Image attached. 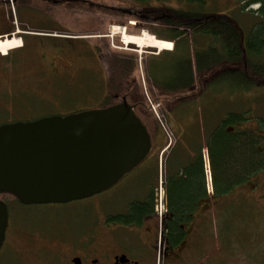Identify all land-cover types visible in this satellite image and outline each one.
I'll return each mask as SVG.
<instances>
[{
  "label": "rangeland",
  "instance_id": "1",
  "mask_svg": "<svg viewBox=\"0 0 264 264\" xmlns=\"http://www.w3.org/2000/svg\"><path fill=\"white\" fill-rule=\"evenodd\" d=\"M65 1L0 0V29L9 24L8 30L13 29L16 34L15 36L9 35L7 38L0 35V40L7 39L5 43H2L3 48L11 39L15 38V42L16 40L21 41L19 34L31 28L56 30L58 34L79 37L77 39L79 40L78 55L76 58H70L79 65L73 66L70 60L63 59L65 67L61 71L66 73L64 80L66 83L60 84L59 87L64 94H58V97L37 85V81L44 79L49 81L54 78L47 71L48 59L45 54L50 53L47 46L42 48L37 44L25 54L16 57L18 59L7 66L0 61V122L3 120L4 122L16 121L19 119L17 116L28 120L42 114L48 113L49 115V113H54L56 105L63 106L64 113L99 108L101 101L103 102V98L107 95L106 84L109 78L107 65L99 57V52L135 55L138 63L135 77L143 90L147 106L144 110H147L151 116L149 119L151 127L160 131L159 137L155 139L152 152L159 154V164L162 162L164 167L165 162L160 158L165 157L164 154L169 152V149L165 151L164 149L174 142V132L167 124L164 112L165 103L150 80L145 63H176L174 54L164 53L167 49H162L164 45L161 39L159 41L155 38V43L152 44L153 31L164 32L167 30L166 27L155 18L147 17L139 20L131 17V10L139 7V4L133 0H82L86 1L83 4L85 9L69 7V3ZM204 1L207 10L227 13L242 25L249 26L256 23V16L253 12L250 14V10L242 7L245 0ZM150 4L173 7L184 5L182 0H152ZM257 6L253 5L254 11ZM120 27L125 28V34L114 33L113 28ZM144 33H146V39L144 46H141L137 42ZM129 37L133 39V42L128 44L125 41L130 40ZM166 40L169 41V39ZM148 43L152 47H147ZM199 46L205 47L206 45L201 43ZM3 48L0 49L1 57L17 47L4 50ZM157 48L163 51L159 52ZM161 53H164L162 58L149 62L150 58L157 57ZM222 77L223 74L217 80L215 78L212 81L214 82L212 87L219 89L218 86L227 85L225 91L207 90L202 98L196 100V104L203 105V101H208L207 106L211 109L210 111L220 112L216 117L211 116L209 128L212 127L213 121L222 120L229 109L228 112H245L247 122L243 128L256 129L259 134L264 135V125L262 126L264 124V86H253L252 89L239 88L235 84L228 85ZM17 86L31 87L33 95L25 96L19 88H16L21 93L18 94L14 90ZM196 91L200 90L195 89ZM194 94V92L191 93L195 96ZM180 126H182L181 119L178 118L174 121L173 127L179 128ZM203 155L205 167V160L208 159L206 148L203 149ZM208 171L210 172V169ZM255 183L256 190L253 193H246L252 188L247 184L244 194L227 197L224 201L229 202L228 204L214 208L211 264H264V174ZM161 192L159 187L158 204L162 208ZM106 197H111V195L108 194ZM131 198V193L127 192L122 200L130 201ZM3 199L8 206L11 231L6 246L0 252V264H47V252L53 248L52 242L60 238L58 235L95 233L97 214L94 196L68 204L31 206L21 204L13 196H5ZM105 200L108 207L119 205V202L112 197ZM242 200L246 202L233 204Z\"/></svg>",
  "mask_w": 264,
  "mask_h": 264
},
{
  "label": "trees",
  "instance_id": "2",
  "mask_svg": "<svg viewBox=\"0 0 264 264\" xmlns=\"http://www.w3.org/2000/svg\"><path fill=\"white\" fill-rule=\"evenodd\" d=\"M133 1L139 4V7H134L130 16L139 20L151 17L162 22L167 30L153 31L155 38L174 42L173 50L164 53L174 54L177 60L174 61L175 64L145 63L148 76L165 103L167 124L174 132V142L169 146V152L164 154L165 168L170 175L168 199L171 210L177 218L182 217L191 209L194 201L202 200L208 195L204 148L208 151L213 176V195L216 200H224L234 194H244L226 191L242 179L246 184L252 185L249 189L251 192L248 190L246 193H253L256 190L255 182L264 174V135L243 128L247 122L245 112H228L229 109L222 120L213 121L212 127L209 128L211 116L216 117L220 112L210 111L208 101H203V105L196 104V100L202 98L207 90L213 89L212 81L215 78L217 80L221 74L228 85L235 84L236 87L249 89L253 86H264V21L258 28L245 33L246 44H243L244 33L240 23L226 13L207 10L204 0H182V7L153 6L150 4L152 0ZM245 1L242 7H247L251 2H259L261 9L258 15L261 16L256 17L264 20V0ZM65 2L69 3V7L85 9L83 4L86 1ZM201 43L206 46H199ZM164 53L150 58L149 62L162 58ZM99 57L105 61L109 72L107 95L99 108L118 104L126 97L147 127L154 146L160 131L151 127V116L144 110L147 106L143 90L135 77L138 64L136 56L100 51ZM218 88L213 90L225 91L227 85ZM195 89L200 91L195 92ZM192 92L195 96L191 95ZM78 111L81 110L74 112ZM45 115L48 113L28 120ZM178 118L181 119L182 126L174 128L173 123ZM19 119L27 121L21 117ZM9 122L15 121L3 120L0 124ZM5 196L13 195L0 193V200L4 201Z\"/></svg>",
  "mask_w": 264,
  "mask_h": 264
},
{
  "label": "flooded vegetation",
  "instance_id": "3",
  "mask_svg": "<svg viewBox=\"0 0 264 264\" xmlns=\"http://www.w3.org/2000/svg\"><path fill=\"white\" fill-rule=\"evenodd\" d=\"M253 5H258L255 11L252 8ZM245 9L250 10V14L257 12L253 13L254 16H261L258 15L261 9L259 2H251ZM255 21L256 23L253 25H239L244 33L243 44H246L245 33L261 26L264 20L261 17H256ZM9 27L7 24L1 28L0 35L7 33L16 35L13 29L8 30ZM19 36L21 41L16 40L15 42L14 38L7 44L19 46L21 43L20 46L6 55L0 56V61H3L7 66L16 61L18 59L16 57L25 54L37 44L42 48L47 46L50 50V53L45 54L48 59L47 71L54 78L49 81L47 79L37 81V85L43 90L51 91L55 96L63 95L64 92H61L59 87L60 84H63L66 74L65 71H61L65 67L63 59L70 60L73 66L79 65L78 62L70 59L76 58L78 55L79 40L77 39L79 37L58 34L56 30L39 28H31ZM2 48L0 43V49ZM262 55L264 56V50ZM77 79L79 80V77ZM14 88L18 94L33 95L31 87L27 86L25 89L17 86ZM16 88H19L21 93ZM26 108L29 110L28 106ZM64 109L63 106L56 105L54 114L64 113ZM17 118L19 117L17 116ZM255 131L257 130L255 129ZM153 147L152 145L147 157L118 183L94 195L97 214L95 233L58 235L60 238H56L52 242L54 246L47 252V264H211L214 237L213 210L216 206L229 202L215 199L211 170V187L206 183L208 195L202 200L194 201L187 214L177 218L169 206L170 175L166 171L165 164L164 167L162 162L159 164V154L152 152ZM160 160L165 162V157L161 156ZM124 182L125 184H122ZM246 186V182L242 179L226 191L244 193ZM159 187L162 191V208L158 204L157 191ZM127 192L131 193L132 198L130 201H123L122 197ZM108 194L112 199H116V202H119L118 206H107L105 199L111 198L106 197ZM242 202L246 201L242 200L233 204ZM10 231L9 223L2 248L8 242Z\"/></svg>",
  "mask_w": 264,
  "mask_h": 264
},
{
  "label": "water",
  "instance_id": "4",
  "mask_svg": "<svg viewBox=\"0 0 264 264\" xmlns=\"http://www.w3.org/2000/svg\"><path fill=\"white\" fill-rule=\"evenodd\" d=\"M126 97L106 108L0 124V193L28 205L67 204L111 188L150 153ZM9 224L0 200V251Z\"/></svg>",
  "mask_w": 264,
  "mask_h": 264
},
{
  "label": "bare ground",
  "instance_id": "5",
  "mask_svg": "<svg viewBox=\"0 0 264 264\" xmlns=\"http://www.w3.org/2000/svg\"><path fill=\"white\" fill-rule=\"evenodd\" d=\"M113 30L115 31V32L113 31L115 34H116V33H122V34H125V32H126V31H125V28H122V27H120V28H113ZM148 34H149V33H148ZM145 35H146V33H144V34H143V37H142L140 40H138V42H137V43L140 44L141 46H144V42H145L144 40L146 39V36H145ZM129 38H130V40L125 41V42L128 43V44H129L130 42H133V39H131V37H129ZM152 39H153V40H152V44L154 45L155 40H156V39H155V36H153ZM6 40H7V39H6ZM6 40H4V41L0 40V43H1V44H2V43H5ZM158 40L160 41V39H158ZM162 43H163V45H164V47H163L162 49H164V48H165V49H168V50L173 49V43H171V42H169V41H166V40H162ZM132 44H133V43H132ZM146 46H147V47H152L151 45H149V43L146 44ZM14 47H18V46H16V45L14 46L13 44L9 43L8 45H6V46L3 48V50L6 49V48H14ZM155 48H156V47H155ZM157 49H158V48H157ZM162 49H158V50L160 51V50H162ZM165 49H164V50H165ZM4 53L6 54V52H4Z\"/></svg>",
  "mask_w": 264,
  "mask_h": 264
},
{
  "label": "built area",
  "instance_id": "6",
  "mask_svg": "<svg viewBox=\"0 0 264 264\" xmlns=\"http://www.w3.org/2000/svg\"><path fill=\"white\" fill-rule=\"evenodd\" d=\"M154 109L156 110V107H154Z\"/></svg>",
  "mask_w": 264,
  "mask_h": 264
}]
</instances>
